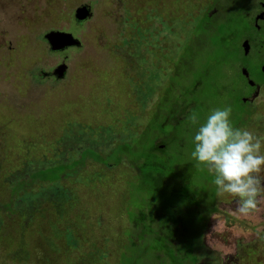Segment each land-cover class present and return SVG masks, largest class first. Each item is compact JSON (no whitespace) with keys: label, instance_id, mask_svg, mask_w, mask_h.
Listing matches in <instances>:
<instances>
[{"label":"rangeland","instance_id":"1","mask_svg":"<svg viewBox=\"0 0 264 264\" xmlns=\"http://www.w3.org/2000/svg\"><path fill=\"white\" fill-rule=\"evenodd\" d=\"M261 2L0 0V264H264V202L243 216L237 198L218 194L214 175L191 157L198 125L188 119L196 112L203 123L230 106L236 127L264 135V91L243 103L249 86L239 73L243 65L264 82V30L252 26ZM83 3L92 15L77 23ZM210 11L216 45L185 51L200 44L193 29ZM55 30L80 46L51 51L45 34ZM245 38L254 39L247 55ZM164 137L174 140L169 171L185 165L190 203L175 185L146 192L135 181L140 162L156 158L149 145ZM129 139L141 142L142 159L114 164ZM156 209L161 220L151 218Z\"/></svg>","mask_w":264,"mask_h":264},{"label":"clouds","instance_id":"2","mask_svg":"<svg viewBox=\"0 0 264 264\" xmlns=\"http://www.w3.org/2000/svg\"><path fill=\"white\" fill-rule=\"evenodd\" d=\"M232 111L230 106L213 109L203 123L196 112L188 117L198 125L191 157L214 175L218 194L237 198L236 211L248 216L264 202V135L236 127ZM255 119H261L259 113Z\"/></svg>","mask_w":264,"mask_h":264},{"label":"trees","instance_id":"3","mask_svg":"<svg viewBox=\"0 0 264 264\" xmlns=\"http://www.w3.org/2000/svg\"><path fill=\"white\" fill-rule=\"evenodd\" d=\"M211 1H215V0H211ZM193 30H194V35L196 36L195 40L200 41V44H196V43L194 44V42L191 41V43L188 46H186L185 51L188 50V52L190 53L192 52L197 53L198 50L201 49L209 40H211L216 45L215 38L211 39V36L209 35V32H212V31L215 32V30L217 32L215 34H219L217 20L213 18V15L207 16V13H204L200 17L199 20H196V24ZM220 39H221V42H224L227 38L225 36H220ZM53 52H59V51H53ZM220 58L222 60L228 61V58L225 54H222ZM99 126L103 127L104 125H99ZM98 133L100 135L97 136V139H99L98 137H101V139L104 140V144L108 146L112 144L111 142L112 139H108V137L105 136V133H106L105 131H99ZM139 143L141 142L138 139H129V140H124L121 144H119L120 147L118 151L114 152L112 155L113 157H116L114 158L116 160L114 164L119 163L123 156L126 157L130 163L134 164L136 162H140L142 157L139 155V153L143 149L139 145ZM160 143L162 144L164 143L162 148L159 147ZM173 143H174V140L167 139L166 137H164L160 141L155 142L154 144H150L148 148V152H150L156 158L153 162H151L149 159H151L152 156H150L149 159L147 158V159H144L143 162H140V165L138 166L139 174L137 177H135V181L140 185V187L142 186L143 191H146V192H154L156 190L157 182L175 185V188L173 189V192L175 193V195H177L181 201H184V202L186 201L187 203H190L192 198L194 197H191V194L187 187L189 185L188 183L189 180L188 179L186 180V178L183 176V169L185 168V165L175 164L172 166V171H169L170 165L173 164L172 159L171 157H168V156L164 158L167 148L171 146ZM85 150H89L90 152L98 155V152L93 150V148L89 146ZM156 153L162 155L163 159L157 158ZM91 159L96 160L95 158H91ZM63 165H67V163H64ZM166 171L167 173H165ZM150 172H153V174L155 175L154 178L152 179L153 181L148 180L149 178L148 175ZM191 175L192 173H190L189 179L191 178ZM216 205H217L216 199H214L212 202L211 210H215ZM153 212H154V215L151 218L152 219L157 218L161 220L162 215L160 213V210L156 209ZM144 217L145 216H141L138 222L143 221ZM154 235L156 237L164 239L163 235L159 233L158 230L155 231ZM155 247L158 249L159 248L162 249V247L159 246L158 244L156 246H152V249L155 252H157Z\"/></svg>","mask_w":264,"mask_h":264},{"label":"water","instance_id":"4","mask_svg":"<svg viewBox=\"0 0 264 264\" xmlns=\"http://www.w3.org/2000/svg\"><path fill=\"white\" fill-rule=\"evenodd\" d=\"M91 15H92V12H91L90 6L87 4H84L75 9L73 17H74L75 22L80 23L88 19L89 17H91ZM263 15H264V12L262 11L257 16V18H261L263 17ZM45 39L51 51H63L69 47H77V46H80L81 44L80 41L77 38H75L71 33L63 32V31H49L48 33L45 34ZM241 46H242L244 55H247L250 49L248 40H244ZM66 68H67L66 64L62 62L59 65H57V67H55L54 70H52L51 74L56 79H61L65 76ZM262 71L264 72V63L262 65ZM241 73L245 77L249 76L248 71L245 67L242 68ZM248 83L250 85H254V82L251 79L248 80ZM258 92H259V87L257 86L256 91L252 94L250 98L251 99L255 98ZM246 100L247 98H242V101H246ZM159 147L162 148L163 145L160 144Z\"/></svg>","mask_w":264,"mask_h":264},{"label":"flooded vegetation","instance_id":"5","mask_svg":"<svg viewBox=\"0 0 264 264\" xmlns=\"http://www.w3.org/2000/svg\"><path fill=\"white\" fill-rule=\"evenodd\" d=\"M259 5H260V7L262 8V11L264 12V3L261 2V3H259ZM262 11L257 12V13L253 16V24H252V26L254 27V29H255L256 31H258V30H264V28H261V23L264 22V15H263V17H261V18H257V16H258ZM211 12H212V11L207 12V16H210V15H211ZM244 40H248V42H249V46H250V48H251V44H250V42L254 41V39H252V38H251V39L245 38ZM244 40H243V41H244ZM243 41H242V42H243ZM258 42L261 43V44H260L261 46L264 45L263 40L260 39ZM241 44H242V43H241ZM241 47H242V46H241ZM249 50H250V49H249ZM263 63H264V59H263L262 62H261V71H262V65H263ZM242 68H243V65L240 66L239 73L242 75V77L244 78V80L247 82V84H248V86H249V93L242 95V98H247V100H246V101H242V98H241V101H242L243 103L254 102V101H256L257 98H259L260 95L263 93V91H264V82H256V81H253V80H252V81L254 82V85H250V84L248 83V80L250 79V77H249V76H248V77H245V76L241 73ZM245 68H246V67H245ZM246 69H247V68H246ZM237 70H238V69H237ZM247 71H248V70H247ZM262 73L264 74L263 71H262ZM248 74H249V72H248ZM257 86L259 87V92H258L257 96H255V98L251 99L250 97H251L252 94L256 91V87H257ZM262 98H263V97H262Z\"/></svg>","mask_w":264,"mask_h":264}]
</instances>
